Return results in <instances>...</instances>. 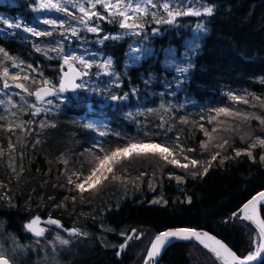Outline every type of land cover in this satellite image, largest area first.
<instances>
[{
	"label": "trees",
	"instance_id": "trees-1",
	"mask_svg": "<svg viewBox=\"0 0 264 264\" xmlns=\"http://www.w3.org/2000/svg\"><path fill=\"white\" fill-rule=\"evenodd\" d=\"M197 1L211 6L213 13L205 17L180 15L173 23L158 26L146 40L150 54L133 66L126 65L130 39L102 44L101 49L113 58L119 78L114 92L103 94V99L93 95L91 100L72 101L51 115L33 114L22 102L13 108L14 114L0 108L2 233L19 242L29 241L22 225L36 213L59 219L66 228L81 227L85 234L56 252V264H142L152 238L173 227L206 230L240 257L254 251L260 240L257 230L246 220L233 218V213L264 189L261 148L251 157L244 152L237 156L234 148L242 143L236 141L216 151L214 155L219 154L214 160L207 158L206 174L200 170L195 178L190 173L179 182L165 171L155 175L153 183L146 177H131L124 187L108 185L94 195L72 201L66 174L62 173L63 161L81 152L91 153L93 141L98 146L143 138L168 144L178 135L182 142L198 149L202 134L197 129L198 119L204 110L234 102L232 96L242 97L240 93L249 101L264 100V0ZM36 3L0 0V12L26 25ZM198 22L206 29L190 49L186 42ZM13 33L0 38V48L35 65L40 77L57 84L61 78L59 59L37 51L23 34ZM37 86L36 81L30 83L27 95ZM125 94V99H111ZM181 114L190 117L186 128L179 124ZM45 116L50 120L39 121ZM6 118H20L21 122L8 129ZM88 118L99 122L97 132L86 129ZM260 212L264 220V211ZM132 230L152 237L149 242L133 237L121 250L119 246ZM131 246L134 249H129ZM56 253L50 255L55 257ZM34 259V253H27L10 262L29 264ZM158 264L221 263L202 244L181 240L164 249ZM258 264H264V258Z\"/></svg>",
	"mask_w": 264,
	"mask_h": 264
},
{
	"label": "rangeland",
	"instance_id": "rangeland-1",
	"mask_svg": "<svg viewBox=\"0 0 264 264\" xmlns=\"http://www.w3.org/2000/svg\"><path fill=\"white\" fill-rule=\"evenodd\" d=\"M55 2L60 3L61 0H55ZM113 2H115V0H113ZM122 2L124 4L131 3L133 6H135L137 3H141V6L147 7L148 14L144 16H138L137 22L142 23V28L138 29L140 33L139 35L119 28L117 23H109L107 20L102 21L96 19L95 17H93L91 24L99 25L102 30L98 34L88 32L84 25L80 24L78 20L67 16L65 13L57 12L55 10L48 11L40 9V0H37V8L33 11V17L29 23L26 22V25L34 26L41 31H52L51 36H42L37 38L29 33L23 32L22 29L9 28L8 23L10 22L20 23L22 26L25 24L19 22L18 20H14L19 18L9 17L0 12V38H3L5 35L11 34L13 32L23 34L25 39L29 40L30 43L34 44L36 48H39L47 56H52L59 59L60 76L66 69L69 68V65H71V67L79 68L81 72H88V75H83V77L78 80V84L83 85L82 87L78 88L75 92H60L58 88L59 82L55 84L48 77H40L39 70L35 65L21 61L20 59L9 55L20 65V67H13V60L5 59L3 53H0V108L6 114H14L13 108L22 102L26 108H31V111L34 113L36 108H40L41 111L39 113L42 112L45 115H51L61 109L62 106L71 103L72 101H79L83 98L91 100L93 95H95V98L103 99V94L114 92L119 81L118 75L113 69V58L109 56L105 50L101 49L102 44L107 41L103 40V36L120 35L122 37L121 39H130L131 44L127 52L128 61L126 64L128 67H130L144 58L145 55L150 54L151 48L146 42L149 35L154 33L158 26L168 24L158 22V20L162 21L167 17V12L161 6L164 2H168L171 7L178 8L180 10H187L189 7H191L193 10L200 11L202 13L200 16L203 17L207 16L203 14V7H211L202 5L197 0H154V4L157 5L155 7L151 5H145L143 0H122ZM73 3H81L84 4L86 8H90V5L86 2V0H72V3L64 5L68 11L73 13L75 17H80L82 14L79 12L78 8L73 7ZM95 11L99 12L101 15L107 16V13L100 5H97ZM153 13H155V18L153 17ZM130 15L137 14L130 13ZM186 16L200 17L195 15ZM177 17H175V19ZM43 19L65 21V27L76 28L78 30V34L77 36H72L70 32H66L65 29H61L59 27L52 29L48 25L41 23ZM116 19L119 20L120 17H116ZM205 29L206 27L204 23H196V25L191 29L186 46H188L190 49H193V47L197 44L200 34L204 33ZM133 48H139L141 49V52L134 53L132 52ZM137 55H139V59H134V57ZM66 56L82 57L85 61L93 62V66L90 69H85L84 65L79 63V60H69V63L65 64L64 58ZM109 58H111L112 64L109 69L105 70L103 67V62ZM28 65H31V67H28ZM97 65L100 66L97 67ZM5 67L8 68L10 76L13 74H18L21 77V80L12 81L11 79L4 77L2 73ZM24 76H28L29 79L26 81L23 80L22 78ZM6 79L8 80V83L12 85L7 89L3 87ZM45 80L50 82L47 85L51 86L54 91L53 95L44 97L43 102L34 99L35 97L33 95L28 96V91H22L21 89L14 87L15 83H22L28 89L29 84L36 81L38 83V88L39 86L44 85L43 81ZM32 91H34V89H32ZM240 95L242 97L239 95L232 96V99L233 97H238V99H233L235 100L234 102L230 101L231 103L229 104H219L204 110V114L202 113V116L198 119L201 120V122L198 123L200 126L197 127V129L202 130V132H199L202 134L198 140V149L191 147L184 141L182 142L178 138V135H176L174 139L170 140L168 144H162L155 140L143 138L132 139L143 141L145 143H157L161 146L169 147V150L172 152V156H169V159L175 158L181 164L188 163V169H183L176 167L175 165L168 164L158 154H147L141 156H135L133 154L128 158L122 157L120 159V163L114 166L112 173L98 172L96 177H94L93 181L91 182L93 186L89 187L88 184H85V191L81 192L76 188V184L82 182L84 177L90 173L91 168L95 166L96 156L103 155V152L100 151V147H94L91 153L89 152L84 155V152H81L76 156L72 155L74 156L73 159L70 158L66 161L64 160L62 173L66 174V180L68 182L67 185L69 187V191L71 190V201L76 200L75 198H81L89 194L94 195L100 189L107 187L108 185L124 187L125 183L130 181L131 177H138L139 180L146 177L151 183H153L155 182L153 177L155 175L158 177L161 176L164 171L167 176L174 175L175 177H177L176 174H180L179 176L183 177L184 175H190V173H197L200 170H203V167H205L204 162L208 161L207 158L212 157L216 151L219 152L222 148H225L227 144H232L236 141H240L242 146L235 147L234 151L240 150L241 152L247 153V151L250 150L252 153L256 148H261L264 152V146H261L258 142H256L258 138L264 139V124L261 123V120H264V100L255 99L249 101L248 96H243L242 93H240ZM49 101H51V103H49ZM220 108L227 109L230 114L226 115L222 113L217 115V110ZM175 115L173 117H175ZM181 115L182 116L178 118L179 124L186 128L187 122L189 121V116L187 114ZM48 120H50V118H46L45 116L44 118H40L39 121L46 122ZM6 121V127L8 129H12L11 125L16 127V124H19L21 119L6 118ZM36 123H38V121ZM28 124L32 125L31 123ZM44 124L45 123H40L39 125L42 126ZM89 124L92 125L91 128L86 126ZM84 125L86 129L91 132H97L99 130L98 127L100 126L99 122L89 118L86 120V122H84ZM213 129H215V131H213ZM205 132H207L209 135H205ZM96 135H99V132ZM128 140L129 139L126 141L118 139L115 141L102 143L98 146H102L104 149H111L117 145L126 144ZM225 141H227V143H225ZM254 142H256V146L249 149V145ZM93 144L97 146L96 142L94 141ZM205 144L207 147H203ZM220 145H222V147ZM11 147L12 146H10V148ZM181 149H183V151H181ZM188 149H192L193 151H188ZM89 154L90 156H88ZM262 155H264V153ZM185 156H187L189 159L185 160ZM191 159H197L200 163L193 167L190 163ZM155 165H158L160 169ZM130 171L132 174H130ZM104 176H107L108 178L104 179ZM69 178H71L72 183H69ZM75 226L76 225L68 228L64 226L62 228H55L43 225V228L47 229V231H45L46 233L42 237L31 236L32 238L29 237L30 239L27 242L16 241L12 235L2 233V231H0V250L4 252L9 260H14L15 257L21 254L34 253L35 259L29 264H56L59 258V255L56 252L60 249L63 250L65 246H68L78 240V236H83L85 234L81 227ZM71 229H76L77 233L73 234L70 231ZM57 236H59L61 240H68L69 243L61 244L60 240L56 239ZM151 237L152 236L149 237L147 234H145L144 238L147 239L145 241L149 242ZM259 244L260 240L258 243H255L254 251L251 253L256 251V249L259 247ZM130 248L134 249L133 246L129 247V249ZM134 252H137V250ZM55 253L57 254L55 257L54 255H50Z\"/></svg>",
	"mask_w": 264,
	"mask_h": 264
},
{
	"label": "snow or ice",
	"instance_id": "snow-or-ice-1",
	"mask_svg": "<svg viewBox=\"0 0 264 264\" xmlns=\"http://www.w3.org/2000/svg\"><path fill=\"white\" fill-rule=\"evenodd\" d=\"M86 2L90 5V8H86L84 4L81 3H73V7L78 8L79 12L82 14L80 17H75L72 12L68 11V9L64 6L66 4L72 3V0H61L60 3L55 2V0H40L39 8L52 11L55 10L57 12L65 13L67 16L72 17L73 19L78 20V22L82 25H84L85 29L88 32L91 33H99L102 29L99 27V25H93L91 24L93 17H95L98 20H107L109 23H117L119 28L125 29L129 32H132L136 35H139L138 29L142 28V23L137 22L138 16H144L148 14V9L146 6H141V3L133 4L128 3L124 4L122 0H86ZM143 3L145 5H151L153 7L157 6L154 4V0H143ZM97 5H100L103 7L104 11L107 13V16L101 15L99 12L95 11L97 8ZM162 8L167 12V17L164 18L162 21L163 23H173L175 20V17L180 15H195L200 16L202 13L200 11L193 10L191 7H189L187 10H180L178 8H173L170 6L168 2H164L162 5ZM130 13H135L137 15H130ZM213 13L212 7H203V14L205 15H211ZM116 17H120L119 20L116 19ZM153 17L155 18V13H153ZM131 21V22H130ZM41 23L48 25L52 29H56L57 27L61 29H65L66 32H70L72 36H77L78 30L76 28H66V22L65 21H57L55 19H43ZM9 28H15V29H22L23 32L29 33L32 36H35L37 38L42 36H51L52 31H41L38 30L34 26H28V25H21L20 23L16 22H10L8 23ZM14 34V33H13ZM63 35V33H62ZM122 37L120 35H114V36H103V40H118ZM40 49L37 48V51ZM132 52L134 53H140L141 49L139 48H133ZM0 53H3V56L5 59H11L13 60V67H20V65L8 55V53L3 49L0 48ZM134 59H139V55L135 56ZM69 60H79V63L84 65L85 69H90L93 66V62L91 61H85L82 57H76V56H66L64 58V63L68 64ZM112 60L109 58L108 60L103 62V67L105 70L109 69L111 67ZM100 65H97L99 67ZM28 67H31V65H28ZM69 68L71 70V65H69ZM179 71L186 72L187 69H179ZM2 75L6 78L11 79L12 81H19L21 80V77L18 74H13L10 76L8 68L5 67L3 69ZM76 75H88L87 71L84 72H77ZM23 80H28V76H24L22 78ZM50 82L45 80L43 81L44 85L49 84ZM71 85L73 90L76 88H80L83 85L80 84H74L71 80L67 82ZM10 85L8 83V80L6 79L3 87L5 89L9 88ZM15 88L21 89L22 91H28V89L25 87L22 83H15ZM66 89L65 82H61L59 86V91L63 92ZM30 95H35L36 99L40 102H43L44 96L53 95V91L51 89H48L47 87L41 88L35 93H29ZM127 97V94L124 96H111V99L113 101L125 99ZM233 99H238V97H233ZM247 102V101H245ZM51 103V101H49ZM41 111L40 108H36L35 113L38 114ZM230 114L229 111L225 108H220L217 110V115L220 114ZM247 118V117H246ZM211 122V121H209ZM261 123L264 124V120H261ZM43 126V125H42ZM54 126V125H53ZM87 127L91 128L92 125H86ZM215 131V129H213ZM105 133L100 132V135L103 136ZM205 135H209L207 132H205ZM261 146H264V139H259L256 141ZM256 142L249 145V149L256 146ZM227 143V141H225ZM222 147V145H220ZM94 147H100V151L103 152V155H97L95 160V166L91 168L90 173L84 177L83 181L76 184V188L79 189L81 192L85 191L84 185L88 184L89 187H92V181L93 178L96 177L98 172H107L112 173L114 170V166L118 163H120V159L128 158L130 155L135 156H141V155H159L163 160H165L168 164L175 165L176 167H180L183 169H188L189 164L183 163L181 164L177 159H169V156H172V152L169 150V147L161 146L157 143H145L143 141L139 140H132L129 139L126 144L123 145H117L114 148L111 149H104L102 146H95ZM203 147H207V145H203ZM183 151V149H181ZM188 151H193L192 149H188ZM217 153L216 155H218ZM249 157H251V151H247L246 153ZM216 155L212 156V159L214 160L216 158ZM236 155H241V151L237 150ZM185 160H188L189 158L187 156L184 157ZM261 161H264V155L260 157ZM223 162V161H221ZM191 165L195 167L198 163H200L197 159H191L190 161ZM209 161V165H210ZM208 171L207 167H203V174H206ZM75 174V173H74ZM198 173H192L193 178ZM79 178V177H78ZM104 179H107V176L103 177ZM115 178V177H114ZM177 181H181L183 178L180 176L176 177ZM69 183H72L71 178H69ZM158 203L159 201H154ZM191 202L189 198V203ZM165 203H167L165 201ZM260 205L261 211H264V191L259 192L257 195L253 196L250 200H248L246 203L242 205V207L239 209L238 213H233V218H239L244 220L252 221L256 224L257 228L259 229V237L261 239V243L259 247L256 249L254 253H250L247 256L241 258L238 256L234 251H232L230 248H228L225 244L221 243L218 239H216L213 236H210L208 233L204 232L201 233L199 231H196L194 229L189 228H176L172 230H165L161 231L159 234H157L154 239L150 242L149 249L147 251V256L145 259L144 264H157L156 257H158L162 251V249H165L167 246H169L173 240H192L195 239L199 241L201 244L204 245L205 248H208L211 252H213L217 259L222 260L223 264H249V262L256 260L258 257L261 256V253L264 252V220H260L257 216V206ZM39 218L31 220L28 224L25 225L26 231L34 234L36 237H42L45 234V231L47 229L45 228H34V226L38 223ZM50 225H55L58 228H62L63 226L55 219H49L47 221ZM73 234L77 233L76 229L70 230ZM135 237L136 239H142L143 234L139 233L137 234L135 230H133V233L131 235H127L125 243H122L119 247L121 250H123L127 246V242L131 241ZM57 240H60L61 244H68V240H61L59 236L56 237ZM209 241L210 243H206L205 241ZM119 255V252L117 253ZM0 264H10V260L6 257L4 252L0 250Z\"/></svg>",
	"mask_w": 264,
	"mask_h": 264
},
{
	"label": "water",
	"instance_id": "water-1",
	"mask_svg": "<svg viewBox=\"0 0 264 264\" xmlns=\"http://www.w3.org/2000/svg\"><path fill=\"white\" fill-rule=\"evenodd\" d=\"M81 72L80 71V69L79 68H77V67H71V70H70V68H68V69H66L62 74H61V78H60V81H59V84H58V88H59V86H60V84H61V82L63 81V82H65V84H66V89H65V91H63V92H75L78 88H76L75 90H73V88L71 87V85L70 84H68L67 82L69 81V80H71L72 81V83H74V84H78V80L80 79V78H82L83 77V75H76V73L77 72ZM44 87H47L48 89H51L52 91H54V89L51 87V86H48V85H42V86H39L38 88H36L34 91H33V93H35L36 91H38L39 89H41V88H44ZM33 96L35 97V99H36V96L33 94ZM49 96V95H48ZM44 97H46V96H44ZM261 191H264V189L263 190H261ZM261 191H259V192H261ZM259 192H257V193H255L253 196H255V195H257ZM252 196V197H253ZM251 197V198H252ZM250 198V199H251ZM249 199V200H250ZM246 203V202H245ZM242 207V206H241ZM257 216H258V218L260 219V220H263V218H262V216H261V212H260V205H258L257 206ZM36 218H39V220H38V223L34 226V228H43V224H45V225H50V224H48L47 223V221L49 220V219H55V220H57L60 224H61V221L59 220V219H56V218H53V217H51V216H45V217H43V216H40L39 214H33L31 217H29L27 220H25L24 222H23V228L26 230V228H25V225L26 224H28L31 220H33V219H36ZM248 223H250L256 230H257V232H258V234H259V229L257 228V226H256V224L255 223H253L252 221H249V220H246ZM52 226H54L55 228H57L55 225H52ZM176 228H188V227H173V228H168V229H165V230H172V229H176ZM189 229H193V228H189ZM165 230H163V231H165ZM194 230H196V231H199V232H201V233H204V232H206V233H208L210 236H213V237H215L216 239H218L219 241H221V243H223V244H225L228 248H230L225 242H223L221 239H219L218 237H216L215 235H213V234H211L210 232H208V231H206V230H203V229H194ZM133 232V230L131 231V233ZM30 233V232H29ZM130 233V234H131ZM160 232H158L157 234H159ZM33 237H36L34 234H32V233H30ZM129 234V235H130ZM156 234V235H157ZM155 235V236H156ZM154 236V237H155ZM154 237L152 238V240L154 239ZM151 240V241H152ZM126 241V240H125ZM175 241H181V240H173L172 242H175ZM182 241H184V240H182ZM185 241H196V242H198V243H200L199 241H197V240H195V239H192V240H185ZM206 243H210L209 241H205ZM125 243V242H124ZM260 243H261V239H260ZM201 244V243H200ZM203 245V244H202ZM260 245V244H259ZM149 246H150V243H149V245H148V248H147V250H146V253H145V256H144V260H143V263L142 264H144V262H145V259H146V256H147V251H148V249H149ZM204 246V245H203ZM208 249V248H207ZM231 249V248H230ZM209 250V249H208ZM232 250V249H231ZM163 251H164V249H162V251H161V253H160V255L158 256V257H156L155 259H156V261H157V264H158V260H159V258H160V256H161V254L163 253ZM210 251V250H209ZM233 251V250H232ZM211 252V251H210ZM214 256H215V254L213 253V252H211ZM245 256H247V255H245ZM244 256V257H245ZM216 257V256H215ZM241 258H243V257H241ZM264 258V252H262L261 253V256L260 257H258L256 260H254V261H251V262H249V264H258L259 262H261L262 261V259ZM219 260V262L221 263V264H223V262H222V260H220V259H218ZM10 264H11V262H10Z\"/></svg>",
	"mask_w": 264,
	"mask_h": 264
},
{
	"label": "flooded vegetation",
	"instance_id": "flooded-vegetation-1",
	"mask_svg": "<svg viewBox=\"0 0 264 264\" xmlns=\"http://www.w3.org/2000/svg\"><path fill=\"white\" fill-rule=\"evenodd\" d=\"M43 225H45V224H43ZM46 226H49V227H54V226H52V225H46ZM26 231V230H25ZM46 233V232H45ZM26 234H27V236H29V237H31L32 235L28 232V231H26ZM32 238V237H31Z\"/></svg>",
	"mask_w": 264,
	"mask_h": 264
},
{
	"label": "bare ground",
	"instance_id": "bare-ground-1",
	"mask_svg": "<svg viewBox=\"0 0 264 264\" xmlns=\"http://www.w3.org/2000/svg\"><path fill=\"white\" fill-rule=\"evenodd\" d=\"M261 263V262H260Z\"/></svg>",
	"mask_w": 264,
	"mask_h": 264
}]
</instances>
